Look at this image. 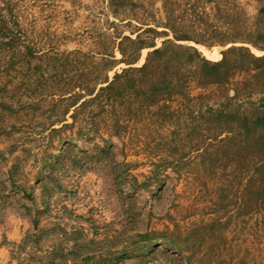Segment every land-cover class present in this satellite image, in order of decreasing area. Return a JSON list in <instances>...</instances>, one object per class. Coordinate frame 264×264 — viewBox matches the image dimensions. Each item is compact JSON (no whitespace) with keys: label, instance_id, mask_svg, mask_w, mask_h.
<instances>
[{"label":"rangeland","instance_id":"obj_1","mask_svg":"<svg viewBox=\"0 0 264 264\" xmlns=\"http://www.w3.org/2000/svg\"><path fill=\"white\" fill-rule=\"evenodd\" d=\"M0 264H264V0H0Z\"/></svg>","mask_w":264,"mask_h":264}]
</instances>
